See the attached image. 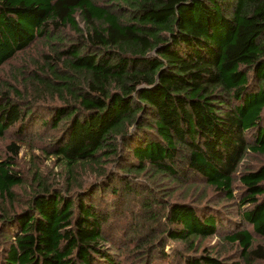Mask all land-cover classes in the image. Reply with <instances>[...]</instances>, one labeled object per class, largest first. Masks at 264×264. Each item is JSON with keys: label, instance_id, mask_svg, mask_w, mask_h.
<instances>
[{"label": "trees", "instance_id": "trees-1", "mask_svg": "<svg viewBox=\"0 0 264 264\" xmlns=\"http://www.w3.org/2000/svg\"><path fill=\"white\" fill-rule=\"evenodd\" d=\"M6 67L0 264H264V0H0Z\"/></svg>", "mask_w": 264, "mask_h": 264}, {"label": "rangeland", "instance_id": "rangeland-1", "mask_svg": "<svg viewBox=\"0 0 264 264\" xmlns=\"http://www.w3.org/2000/svg\"><path fill=\"white\" fill-rule=\"evenodd\" d=\"M46 49L42 46V45H37L36 48H34L31 52L30 55L33 57H38V55L42 52H45ZM34 59L36 60V62L38 61V59L36 58H28L26 56L23 57H19L18 60H15L13 63L15 65V67H20V66H29L31 64V60ZM28 68V67H27ZM26 68V70H28ZM8 74V67H6L4 70L0 71V81L4 80L7 77ZM9 142H13V137H11L10 135H5L2 139H0V157L4 156V150L6 145ZM20 150L18 152V168L19 170L24 174V177L26 178L25 181L26 183H28V175H29V170L33 169V168H38L39 172L41 174L44 173V177L47 178V180H51L52 182V177L54 176L55 173L57 177H63L62 181L63 184L68 181L66 179V174H64V172H60L59 168H56L52 163H51V159H46L44 160L43 157L40 155V153L38 152V150L36 149V144L33 142H23L20 144ZM245 162V166H249L247 168H253L255 166H258L260 164H264V158L263 157H256L253 155H247V157L244 159ZM83 173H85V171L82 170ZM81 173V176L79 178V175L76 176V178H79V182H77L76 185L81 184V183H85V179L86 176ZM53 174V175H52ZM69 182V181H68ZM71 185V181L69 182ZM26 186V185H25ZM27 188V187H26ZM23 188L19 189L18 192H23ZM215 241V239L210 240L209 244H212ZM172 244H169L165 247V251L168 252V248L172 247ZM216 248H218V250H220L221 254H225L226 255H231L232 256H236V252L235 250H233L232 248H228L225 247L224 245H220L218 244L216 246Z\"/></svg>", "mask_w": 264, "mask_h": 264}]
</instances>
